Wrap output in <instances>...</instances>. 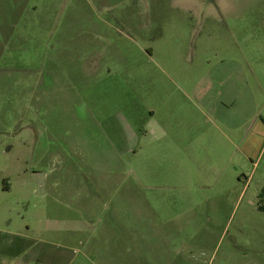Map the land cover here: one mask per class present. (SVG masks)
Returning a JSON list of instances; mask_svg holds the SVG:
<instances>
[{"label": "rangeland", "instance_id": "obj_1", "mask_svg": "<svg viewBox=\"0 0 264 264\" xmlns=\"http://www.w3.org/2000/svg\"><path fill=\"white\" fill-rule=\"evenodd\" d=\"M1 1L0 264H264V0Z\"/></svg>", "mask_w": 264, "mask_h": 264}, {"label": "crops", "instance_id": "obj_2", "mask_svg": "<svg viewBox=\"0 0 264 264\" xmlns=\"http://www.w3.org/2000/svg\"><path fill=\"white\" fill-rule=\"evenodd\" d=\"M16 0H12V3H15ZM175 2H179V10L191 14L192 16L195 15H204L205 13L209 14L210 11V0H175ZM196 4V5H195ZM217 7L211 10L210 15H214L216 13H221L224 11L221 7L215 4ZM177 7V3H176ZM2 1L0 0V62L2 61V45L5 39H10L12 37V30L15 29L14 23H10L6 17L2 20ZM209 10V11H207ZM264 123V120H263Z\"/></svg>", "mask_w": 264, "mask_h": 264}]
</instances>
